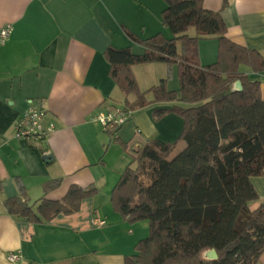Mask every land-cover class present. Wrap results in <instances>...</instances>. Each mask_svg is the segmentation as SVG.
<instances>
[{
    "label": "crops",
    "instance_id": "1",
    "mask_svg": "<svg viewBox=\"0 0 264 264\" xmlns=\"http://www.w3.org/2000/svg\"><path fill=\"white\" fill-rule=\"evenodd\" d=\"M202 5L220 12L231 41L264 56V0H203ZM165 7L164 0H0V28L13 27L0 44V264H124L148 235L146 224L129 223L114 211L111 190L128 164L126 154L148 139L174 141L183 120L174 113L153 119V109L168 104L134 110L114 136L127 144L124 150L93 117L133 99L109 76L105 50L130 47L141 54L143 47L128 33L172 37L161 21ZM203 39L199 62L208 65L216 60L217 40ZM239 69L259 81L264 100V71ZM132 72L144 91L163 78L168 84L177 67L150 62L133 65ZM28 100L45 110L44 123H55L43 143L14 136ZM251 182L258 194L249 203L254 210L264 203V172ZM71 185L98 189L73 214L29 222L5 210L4 201L19 195L20 187L34 205L41 198L61 199ZM9 253L20 259L9 261ZM256 264H264V250Z\"/></svg>",
    "mask_w": 264,
    "mask_h": 264
},
{
    "label": "trees",
    "instance_id": "2",
    "mask_svg": "<svg viewBox=\"0 0 264 264\" xmlns=\"http://www.w3.org/2000/svg\"><path fill=\"white\" fill-rule=\"evenodd\" d=\"M164 1L161 21L172 37L128 33L143 47L141 54L113 46L104 52L109 76L126 97L133 96L123 106L134 111L168 104L155 107L153 119L174 113L183 120L174 141L148 139L130 152L131 161L111 190L115 212L149 226L124 264H256L264 250V203L254 210L249 203L258 198L251 178L264 172V100L259 81L239 67L263 72L264 56L231 41L220 12L205 9L203 0ZM209 36L217 40V57L201 65L199 40ZM150 62L176 65L179 89L169 90L163 78L141 91L132 66ZM179 142L183 148L170 158ZM97 190L71 185L59 200L41 198L29 205L20 187L4 207L29 222L49 221L77 212ZM210 250L215 257L207 256Z\"/></svg>",
    "mask_w": 264,
    "mask_h": 264
},
{
    "label": "built area",
    "instance_id": "3",
    "mask_svg": "<svg viewBox=\"0 0 264 264\" xmlns=\"http://www.w3.org/2000/svg\"><path fill=\"white\" fill-rule=\"evenodd\" d=\"M13 30L12 24L6 23L0 28V44H4ZM45 110L34 100H28L26 109L18 116L14 124V136L19 139L32 140L38 143L45 142L55 130V123L49 121L44 123ZM133 111L123 105H117L110 109L99 111L93 121L101 126L105 132H114L123 126L131 117ZM99 224L102 222L96 219ZM20 256L9 253L8 260L18 261Z\"/></svg>",
    "mask_w": 264,
    "mask_h": 264
},
{
    "label": "rangeland",
    "instance_id": "4",
    "mask_svg": "<svg viewBox=\"0 0 264 264\" xmlns=\"http://www.w3.org/2000/svg\"><path fill=\"white\" fill-rule=\"evenodd\" d=\"M190 36H193V35H195V30L193 29V28H190V30H189V33H188ZM205 39V40H208L207 42H210V41H214L216 38L215 37H213V36H209V37H201L200 38V40L201 39ZM203 39V40H204ZM168 71V70H167ZM170 75V74H169ZM167 80H168V78H167ZM170 82L167 84L171 89H177L178 88V85H179V83H178V77L176 76V77H171L170 79ZM176 139V138H175ZM183 146H184V143L183 142H179L178 144H177V146H176V148L174 149V151L170 154V158H172V157H174L182 148H183ZM137 149H138V147H137ZM137 149H135V150H137ZM135 150H133V152L135 151ZM126 160H127V163H129L130 161H131V157H130V155L128 154H126ZM136 224H146V226H147V228L149 227L148 226V221L147 220H140V221H136L135 222ZM145 226V225H144Z\"/></svg>",
    "mask_w": 264,
    "mask_h": 264
},
{
    "label": "water",
    "instance_id": "5",
    "mask_svg": "<svg viewBox=\"0 0 264 264\" xmlns=\"http://www.w3.org/2000/svg\"><path fill=\"white\" fill-rule=\"evenodd\" d=\"M235 87L240 88V83L239 82H236ZM207 256H209V257H215L216 256L215 251L214 250L208 251L207 252Z\"/></svg>",
    "mask_w": 264,
    "mask_h": 264
}]
</instances>
